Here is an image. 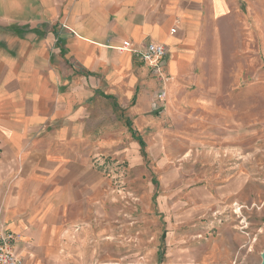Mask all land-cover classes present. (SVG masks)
<instances>
[{
  "label": "crops",
  "instance_id": "crops-1",
  "mask_svg": "<svg viewBox=\"0 0 264 264\" xmlns=\"http://www.w3.org/2000/svg\"><path fill=\"white\" fill-rule=\"evenodd\" d=\"M148 43L168 50L164 85L137 55ZM250 47L264 66V0H0V233L15 234L23 264L243 259L251 232L233 211L235 191L219 194L211 212H193L208 222L166 229L161 254L155 241L164 232L141 233L150 238L143 242L122 227V196L106 193L103 157L122 137L123 110L139 136L133 123H153L158 87L171 100L179 79L189 78L216 95L233 60L249 67ZM217 136L230 144L236 137ZM242 179L244 196L249 177Z\"/></svg>",
  "mask_w": 264,
  "mask_h": 264
},
{
  "label": "rangeland",
  "instance_id": "rangeland-1",
  "mask_svg": "<svg viewBox=\"0 0 264 264\" xmlns=\"http://www.w3.org/2000/svg\"><path fill=\"white\" fill-rule=\"evenodd\" d=\"M249 67L233 60V75L223 76L216 95L199 90L190 79L181 78L171 100L160 103L157 88L152 124L143 127L133 123L142 137L140 145L129 131L125 110L119 129L122 137L113 138L114 150L104 159L109 166L110 185L107 195L122 196L116 209L122 215V227L132 239L147 242L149 237L164 232L155 242L165 252L166 229L188 228L195 220L193 212H211L219 194L235 191L238 199L233 211L250 228V250L237 264H260L264 250V66L250 47ZM230 61V60H228ZM248 72V73H247ZM169 78V77H168ZM226 79V80H225ZM204 85V84H203ZM217 99L218 105L207 106L200 99ZM220 131L236 136L220 139ZM227 141V142H226ZM233 147L230 156L222 149ZM229 149V148H228ZM221 157L222 159L220 160ZM218 158V159H217ZM242 176L249 177V193L241 195ZM229 190V191H228ZM147 197V200H146ZM108 207L112 204L107 203ZM244 214V215H243ZM131 236H127V239Z\"/></svg>",
  "mask_w": 264,
  "mask_h": 264
},
{
  "label": "built area",
  "instance_id": "built-area-1",
  "mask_svg": "<svg viewBox=\"0 0 264 264\" xmlns=\"http://www.w3.org/2000/svg\"><path fill=\"white\" fill-rule=\"evenodd\" d=\"M140 60L149 65L155 71L162 84H166L169 78L164 75L163 62L168 55L167 48L160 43H148L137 52ZM161 93L158 94L160 103L166 100L165 87L161 88ZM16 236L12 232L0 233V264H23L22 260L15 252Z\"/></svg>",
  "mask_w": 264,
  "mask_h": 264
},
{
  "label": "trees",
  "instance_id": "trees-1",
  "mask_svg": "<svg viewBox=\"0 0 264 264\" xmlns=\"http://www.w3.org/2000/svg\"><path fill=\"white\" fill-rule=\"evenodd\" d=\"M128 125L131 126V124H128ZM133 136H134L135 139H137L141 143L142 146L144 145L141 137L137 136L136 133H134V132H133Z\"/></svg>",
  "mask_w": 264,
  "mask_h": 264
},
{
  "label": "water",
  "instance_id": "water-1",
  "mask_svg": "<svg viewBox=\"0 0 264 264\" xmlns=\"http://www.w3.org/2000/svg\"><path fill=\"white\" fill-rule=\"evenodd\" d=\"M260 264H264V250H263V252L261 254V263Z\"/></svg>",
  "mask_w": 264,
  "mask_h": 264
}]
</instances>
